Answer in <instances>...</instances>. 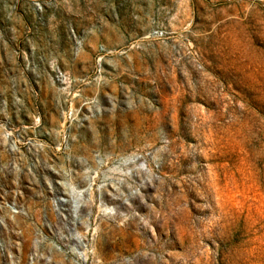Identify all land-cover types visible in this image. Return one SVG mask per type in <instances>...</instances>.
<instances>
[{
  "label": "rangeland",
  "instance_id": "obj_1",
  "mask_svg": "<svg viewBox=\"0 0 264 264\" xmlns=\"http://www.w3.org/2000/svg\"><path fill=\"white\" fill-rule=\"evenodd\" d=\"M0 264H264V0H0Z\"/></svg>",
  "mask_w": 264,
  "mask_h": 264
}]
</instances>
